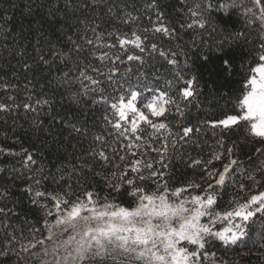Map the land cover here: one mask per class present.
<instances>
[{
    "label": "trees",
    "instance_id": "obj_1",
    "mask_svg": "<svg viewBox=\"0 0 264 264\" xmlns=\"http://www.w3.org/2000/svg\"><path fill=\"white\" fill-rule=\"evenodd\" d=\"M252 7L253 0H240L236 6L234 0H0V104L6 105L0 110V264L51 261V255L36 258L22 246L46 241L47 223L56 215L53 194L75 200L90 190L101 202L107 197L108 202L131 206L127 186L116 192L110 185L116 179L112 173L129 174L125 163L137 159L163 171L167 179L159 186L169 184L167 195L180 188L184 195L179 199H190L201 190L189 184L206 186V170H221L228 163L226 149L232 148V158L238 161V166L233 165L236 183L219 188L217 210L227 209L234 199L245 202L250 194H258L259 186L241 191L238 183L243 180L241 170L251 171L264 161L257 152L264 143L247 133L243 124L231 130L214 127L216 121L239 111L236 97L264 54L259 9H254L255 18L245 11ZM133 32L143 40V64L127 60V55L140 54L135 45L121 47L118 42L131 38ZM152 44L157 45L155 52ZM103 52L109 58L100 61ZM169 59L177 63L170 65ZM80 71L100 83L92 86L80 78ZM109 75L114 77L112 83ZM138 77L141 84L152 81L173 94L185 115L179 116L173 105L166 122L173 133L182 132L181 125L197 129L189 138L149 136L148 128L141 146L132 141L127 150L128 140L119 138L104 117L111 116L110 105L121 94L120 85H135ZM82 82L88 87L82 89ZM183 87L193 93L186 101L177 92ZM101 148L110 162L98 157ZM217 152L222 160L213 159ZM28 156L33 163L27 162ZM194 160L201 164L194 165ZM209 160L211 165L204 163ZM256 178L260 180V175ZM144 186L153 191L158 185L151 179ZM37 192L43 195L37 197ZM48 210L51 216H46ZM247 224V234L234 244L209 239L200 264H264V211L254 213Z\"/></svg>",
    "mask_w": 264,
    "mask_h": 264
},
{
    "label": "snow or ice",
    "instance_id": "obj_2",
    "mask_svg": "<svg viewBox=\"0 0 264 264\" xmlns=\"http://www.w3.org/2000/svg\"><path fill=\"white\" fill-rule=\"evenodd\" d=\"M239 2L240 0H234V6ZM196 7L198 9L199 5ZM256 8L259 9L260 22L264 23V0H253V7L246 8L245 11L255 18ZM155 31L166 32L163 28H157ZM99 38L98 36L97 39ZM118 42L121 47L133 44L139 49V55H127L128 61L144 63L142 54L145 48L142 46L140 35L133 32L131 38H120ZM88 43L91 45L92 42ZM151 50L155 52L157 45L152 44ZM261 51L264 52V49ZM92 55L95 56V52ZM159 55L164 57L165 52L161 51ZM108 58V52H103L98 57L100 61ZM117 59L120 57L117 56ZM259 61L261 63L251 68L252 74L246 79L247 87L236 97L235 108L239 111L216 121L214 127L223 126L225 130H231V127L243 124L247 133L264 143V54L259 56ZM167 63L175 65L177 61L169 59ZM113 68H116L115 64ZM145 75L140 73V77ZM179 75L177 73L176 77L179 78ZM140 77L135 85L129 84L127 88L120 85L121 94L115 97L110 105L111 116L104 117L105 122L112 126L119 138L128 140L127 150H130L132 141L136 142L135 147L141 146L146 139L145 132L148 128L152 129V132L148 133L149 136L162 134L164 139L177 135L181 139L189 138L197 129L181 125L182 132L173 133L166 122L173 105H176L179 116L185 115L173 94L152 81L141 84ZM80 78L90 81L92 86L100 83L85 71H80ZM113 80L114 77L109 75L108 82L112 83ZM187 85L191 86L192 81H187ZM87 87L81 83L82 89ZM171 87L172 82L168 81L167 88ZM98 91L107 102L109 98L103 97L105 89L100 87ZM177 92L185 101L193 95L189 87L177 89ZM4 108L6 105L0 104V110ZM25 108H31V105L26 104ZM152 117L158 118L160 122ZM96 139L103 140L104 137L97 136ZM161 148L166 151L167 145H161ZM232 151V148L226 149L228 163H225L221 170H206V179L202 177L206 186L189 184V187L201 190L199 194L191 195L190 199H179L184 195L180 188L172 191L170 196L167 195L169 184L166 182L162 187L159 186L160 180L167 179L163 171L155 169L152 162L139 159L125 163L124 167L130 169L129 174L121 172L117 176V173H112L116 179L111 183V189L119 192L126 185L125 190L133 200L131 206L108 202L107 197L101 202L90 190H86L82 193V198L76 197L75 200L64 199L61 194H53L56 215L53 222L47 223L46 241L29 242L27 246H22L23 251L32 250V255L36 258L51 255V261L40 259V264H81V261L87 262L94 258H104L103 261H98V264L117 260L120 264H200L202 250L209 239L222 241L225 245L236 243L247 234V222L254 213L264 211V161L251 171H240L241 177L248 181V184L242 180L238 183L239 189L246 191L249 185L253 188L259 186L261 190L258 194H250L245 202H240L239 198L234 199L229 202L227 209L217 210L220 208L217 204L219 188L229 182L236 183L233 173L237 169H233V165L238 166V161L232 158ZM157 152L159 153L160 149H157ZM257 152L264 155V148L257 149ZM97 155L101 161L110 162V157L103 148L98 150ZM119 159L125 161L124 156ZM213 159L222 160L223 157L217 152L213 153ZM27 162L33 163V158L28 156ZM204 163L211 165L210 160ZM193 164L199 166L201 161L194 160ZM131 173L136 176L133 177ZM257 175H260V180H257ZM151 179H155L158 186L155 190L148 191L144 183ZM42 195L40 192L36 193L37 197ZM51 215V210H48L46 216ZM203 217L207 218L206 222L202 221ZM187 245L195 247L190 250ZM36 248H40V252L35 251ZM203 258H206V253Z\"/></svg>",
    "mask_w": 264,
    "mask_h": 264
},
{
    "label": "rangeland",
    "instance_id": "obj_3",
    "mask_svg": "<svg viewBox=\"0 0 264 264\" xmlns=\"http://www.w3.org/2000/svg\"><path fill=\"white\" fill-rule=\"evenodd\" d=\"M207 218L206 217H203L202 218V221L206 222Z\"/></svg>",
    "mask_w": 264,
    "mask_h": 264
}]
</instances>
